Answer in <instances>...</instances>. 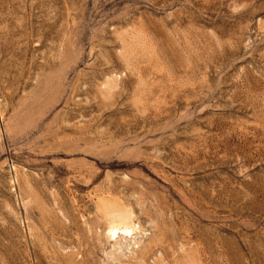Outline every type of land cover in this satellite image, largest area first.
I'll list each match as a JSON object with an SVG mask.
<instances>
[{"label": "rangeland", "instance_id": "374dc122", "mask_svg": "<svg viewBox=\"0 0 264 264\" xmlns=\"http://www.w3.org/2000/svg\"><path fill=\"white\" fill-rule=\"evenodd\" d=\"M0 264H264V0H0Z\"/></svg>", "mask_w": 264, "mask_h": 264}, {"label": "bare ground", "instance_id": "6f19581e", "mask_svg": "<svg viewBox=\"0 0 264 264\" xmlns=\"http://www.w3.org/2000/svg\"><path fill=\"white\" fill-rule=\"evenodd\" d=\"M113 215H114V214H113ZM124 218H127V217L124 216ZM117 229H118L117 227H112V228L110 229V232L115 234V233L117 232ZM127 230H129V229H124V231H127ZM108 231H109V230H108ZM122 231H123V230H122Z\"/></svg>", "mask_w": 264, "mask_h": 264}]
</instances>
